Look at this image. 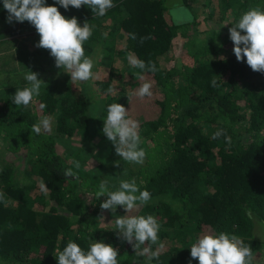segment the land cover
Instances as JSON below:
<instances>
[{
	"label": "trees",
	"instance_id": "1",
	"mask_svg": "<svg viewBox=\"0 0 264 264\" xmlns=\"http://www.w3.org/2000/svg\"><path fill=\"white\" fill-rule=\"evenodd\" d=\"M192 1L206 13L199 18L196 10L192 21L174 23L166 18L165 0H114L102 17L87 6L65 9L46 0L81 26H92L86 56L96 57L105 45L113 59L120 39L122 51L155 64V72L127 68L132 78L152 79L159 92L147 114H128L138 122L146 152L143 164H134L123 161L102 132L107 106L127 98L123 88L112 89L113 72L96 80V91L84 82L75 85L49 50L36 47L34 26L7 22L0 0V72L14 75L0 84L7 85L0 97V192L7 201H0V264H57L69 241L85 251L95 241L111 244L119 264H198L190 247L208 232L239 236L251 246L254 264H264V73L253 71L246 58L237 61L227 34L232 24L222 25L228 15L234 23L252 7L264 9V0H217L218 12L211 0ZM201 23L207 28L198 29ZM174 40H185L191 62L178 59L165 69L160 62ZM44 61L57 75L41 79L29 106H16L12 96L28 86L22 70L36 72ZM42 116L52 118V129L36 134L31 126ZM218 129L231 137L230 147L223 137L212 138ZM69 168L74 177L64 175ZM132 179L151 194L132 214L153 215L160 224L163 247L152 246L160 255L151 262L118 238L115 219L126 214L123 207L102 210L106 196L95 195L102 180L117 190L121 180Z\"/></svg>",
	"mask_w": 264,
	"mask_h": 264
},
{
	"label": "clouds",
	"instance_id": "2",
	"mask_svg": "<svg viewBox=\"0 0 264 264\" xmlns=\"http://www.w3.org/2000/svg\"><path fill=\"white\" fill-rule=\"evenodd\" d=\"M57 3L65 9L72 6L76 9L87 6L97 16L106 15L107 11L115 7L114 0H57ZM3 8L7 11V22H25L34 26L40 39L36 45L38 48L49 50L55 59V65L63 68L70 75L73 82H86L92 79L94 61L85 55L84 44L92 36V26L84 23L81 26L75 16H64L55 4H46V0H3ZM173 15H177L173 12ZM177 19L190 20L191 16L185 13ZM229 28L230 40L233 42V52L237 61H244L256 72L264 73V9L259 6L252 7L242 13L236 22ZM243 33V34H242ZM107 35V34H105ZM131 38L135 40L136 34ZM150 36L140 37V43ZM132 67L142 71L155 72V64L129 57ZM28 86L17 89L12 96L16 106L27 107L34 97L40 94L43 80L38 78L36 72L25 74ZM212 86L217 87V81L212 80ZM152 84L144 82L134 95L144 98L152 96ZM111 91V89L109 90ZM41 108L45 105L41 104ZM102 132L115 147L116 154L125 162L143 164L146 152L139 145L141 137L138 131V122L128 117V110L120 103H112L107 106V116L103 119ZM52 118L42 116L38 123L31 126V131L40 134L50 132ZM223 137L230 147L232 139L225 129H218L213 133V139ZM75 167L80 168V163L74 161ZM66 177H74L71 168L64 172ZM41 190L47 192V186L41 185ZM96 198L106 196L100 204L102 210L116 212L117 206H122L125 215L115 219L117 236L128 242L139 257H147L151 262L158 259L160 224L153 215H135L134 211L151 199L147 190L141 191L135 179L121 180L117 190H110L109 182L102 180L96 192ZM0 201L7 203L4 194L0 192ZM103 217V216H102ZM158 245L157 250L152 246ZM190 256L198 260V264H254V254L250 245L246 244L239 236L226 232L205 233L197 238L190 247ZM57 264H119L118 250L111 244L103 241H95L89 245L87 251L74 242L69 241L62 251H58ZM191 264V261H189Z\"/></svg>",
	"mask_w": 264,
	"mask_h": 264
},
{
	"label": "rangeland",
	"instance_id": "3",
	"mask_svg": "<svg viewBox=\"0 0 264 264\" xmlns=\"http://www.w3.org/2000/svg\"><path fill=\"white\" fill-rule=\"evenodd\" d=\"M187 1H190V0H187ZM211 3L214 5L215 11L218 12V9L216 8L218 5L217 4L218 1L217 0H211ZM165 6L167 8L166 9L167 20L174 22V23H184V22L192 21L196 10L198 11L199 18H201V16H203V14H204L203 12L206 13V11H207L206 6H202V5L197 4V3L195 4L194 2L192 4L186 5L183 2V0H165ZM173 12H175L177 15L174 16ZM185 13H187L188 15L191 16L190 20H187V19L178 20L177 19V16L183 17L185 15ZM231 16L232 15H228L224 19L222 25H224L226 22L231 21ZM204 28H207V25H205V23H201L198 26V29H204ZM104 32L106 33V30H104ZM224 32H226V31H224ZM227 34H229V33H227ZM204 35L205 34H200L199 37L202 38V37H204ZM19 37L24 38V36H19ZM21 38H19V39H21ZM108 40H110V39L108 38ZM184 42H185V40H174L173 48L161 59L160 64L163 68L167 69V68L173 66L178 61V59L185 62L186 64H189L191 62V58L186 54V52L183 48ZM25 43L28 44L27 41H25ZM124 45H125L124 40L119 39V40H116V42H114V46H112V54H113L112 57H113V59L107 53L108 49L105 45L100 46L99 53L97 54L96 57L94 55H88V57L94 61V67L92 69V72L94 75H93L92 79H90L89 81H86L84 83L91 85L90 88L94 89L96 91V89L98 87V85L96 84V80H100V78H106V76L108 75L109 70H110L111 72H113V79H112L113 87H112V89L117 91L119 88H123V91L126 93V96H127L126 100H121L119 103L124 105V107L128 110V114L130 116L145 115L149 112V109H152V107H150L151 100H153V98H155V97H158L159 92H158V90L151 89L152 96H150V97L146 96L144 98H140V97L134 95V93H136V91L139 89V87L144 82H150L152 84V87L155 86V84L152 81V79L151 80H149V79L142 80V79H138L135 77L132 78L129 75L127 68L130 67L129 57L132 55L127 54L124 51H122L124 48ZM102 56H104V57L101 58ZM208 57L211 58L213 56L209 55ZM40 66L41 67H39L38 70H36V73L38 74L39 79H44L45 77H47L46 75H48V74L53 75V76L57 75V73H56L57 71L55 68H53V65H52V72H50L48 70V66H49L48 62L46 63V61H44V64H42ZM28 68L29 67H26L25 69H28ZM20 71L21 70H19L18 72H20ZM22 72L24 73L23 75L25 78V74L28 73L29 71L23 69ZM61 72L65 73V70L62 68ZM20 74H21V72H20ZM12 77H14V75L11 76V74H8L5 72H0V84H1V81L5 80V79L10 80ZM24 78H23V81L25 80ZM43 83L44 82H42L41 89L43 87ZM6 84H8V83H6ZM45 84H46V82H45ZM74 84L79 86L78 82H74ZM5 87H7V85H3V84L0 85V97H1V92L3 93L6 91V90H4ZM1 89H3V90H1ZM7 157L9 159H12L13 154L8 153ZM18 164L19 163L17 162V165Z\"/></svg>",
	"mask_w": 264,
	"mask_h": 264
}]
</instances>
